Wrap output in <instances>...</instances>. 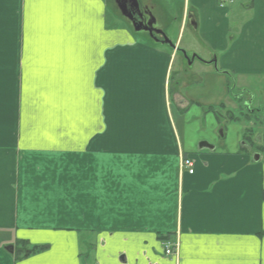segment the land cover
<instances>
[{"label":"crops","instance_id":"0c3cea01","mask_svg":"<svg viewBox=\"0 0 264 264\" xmlns=\"http://www.w3.org/2000/svg\"><path fill=\"white\" fill-rule=\"evenodd\" d=\"M145 1L170 20L165 0ZM185 1L180 26L200 12L235 86L263 80L264 0H244L231 44L243 12ZM110 7L0 0V264H264V164L244 148L184 151L173 111L192 101L170 87L176 48L111 25Z\"/></svg>","mask_w":264,"mask_h":264},{"label":"rangeland","instance_id":"374dc122","mask_svg":"<svg viewBox=\"0 0 264 264\" xmlns=\"http://www.w3.org/2000/svg\"><path fill=\"white\" fill-rule=\"evenodd\" d=\"M183 3L185 5L187 2L165 0L170 20L164 31L168 41L176 48L171 65L170 87L174 92L178 91L192 101H189L187 111H173L174 123L184 151L195 154L201 150L206 152L205 149H198L201 142L213 146L216 152H235L244 148L253 161L258 156L264 164V151H258L259 145L255 140V138L259 139L256 135L264 138V79H254L250 76L246 78L248 89L235 86L237 73L231 69L221 68L219 60L223 53L215 51L206 37V35L214 37L216 31L211 29L209 24L204 25L200 22V12L196 13L192 8L190 10L195 16L197 14L195 29L187 23V20L185 25L180 26ZM244 4V0L225 2L227 9L233 7L235 11L243 12L241 18L232 20V24L229 25L228 44L238 38L245 20L244 14H248L247 17L251 16V11L245 12ZM189 7H192L191 4ZM109 18L113 26L130 28L121 17L118 18L114 14L111 7ZM145 40L153 45L151 40ZM156 47L167 53L170 51V46L167 44L156 43ZM193 56L196 58L192 60ZM211 61L215 63L216 68L211 64L203 63ZM225 93L228 94L224 97ZM229 94L241 97L235 100L233 97L230 98ZM223 97L225 110L218 106ZM244 101L252 102L251 109L255 111L249 112L241 108ZM238 103L242 104L238 105ZM247 112L250 116L245 120L242 115ZM228 115L239 120H231ZM245 130H249L247 136L244 135ZM262 144L264 145L263 139Z\"/></svg>","mask_w":264,"mask_h":264},{"label":"flooded vegetation","instance_id":"af4514ba","mask_svg":"<svg viewBox=\"0 0 264 264\" xmlns=\"http://www.w3.org/2000/svg\"><path fill=\"white\" fill-rule=\"evenodd\" d=\"M110 6L113 12L120 16L130 27L132 34L139 36L142 39H149L151 41L162 42V37L160 32H165V25L169 23V18L165 10L161 5L155 2H147L145 0H109ZM121 10L124 11L125 16H122ZM195 59L196 57L193 56ZM205 64H211L216 68L213 61L203 62ZM235 100L240 99V97L231 96ZM244 105L241 108L246 109V111H255L251 109V103L249 101H244ZM225 110V104H219V108Z\"/></svg>","mask_w":264,"mask_h":264},{"label":"built area","instance_id":"2783aa9c","mask_svg":"<svg viewBox=\"0 0 264 264\" xmlns=\"http://www.w3.org/2000/svg\"><path fill=\"white\" fill-rule=\"evenodd\" d=\"M181 168L187 170L189 174L193 173V161L189 158H184L181 161ZM164 249H165V254L166 255H174L176 254L178 244L177 242H172L170 240H166L162 242Z\"/></svg>","mask_w":264,"mask_h":264},{"label":"water","instance_id":"95a60500","mask_svg":"<svg viewBox=\"0 0 264 264\" xmlns=\"http://www.w3.org/2000/svg\"><path fill=\"white\" fill-rule=\"evenodd\" d=\"M121 14H122V16H125V13H124V11L123 10H121ZM187 23L190 25V26H192L194 29L196 28V20H195V17L192 15V13H189V16H188V18H187ZM161 33V37H162V44H167V45H169L171 48H173V49H175V47H174V45H172L169 41H168V39H167V37H166V35H165V32H160ZM193 58L194 57H192V60H193ZM214 63V62H213ZM214 65H215V63H214ZM198 149H208V150H212V149H214V147L213 146H211V145H209L208 143H205V142H201L200 144H199V146H198ZM258 160V156H256L255 157V161H257ZM8 251H12V248H9V249H7Z\"/></svg>","mask_w":264,"mask_h":264},{"label":"trees","instance_id":"16d2710c","mask_svg":"<svg viewBox=\"0 0 264 264\" xmlns=\"http://www.w3.org/2000/svg\"><path fill=\"white\" fill-rule=\"evenodd\" d=\"M220 108L222 109L223 107H220ZM228 116L230 117L231 120H239V118H234L232 115H231V116L228 115ZM249 116H250V115H249V112H247L246 114L242 115V118L246 120ZM248 131H249V130H245V132H246V134H244L245 136H247ZM250 135H251V134H250ZM259 149H260V148L258 147V150H259ZM42 249H43V247H33V248H31V249L28 251V255L31 254V253L37 252V251H41Z\"/></svg>","mask_w":264,"mask_h":264}]
</instances>
